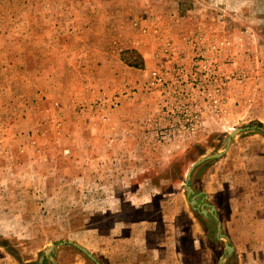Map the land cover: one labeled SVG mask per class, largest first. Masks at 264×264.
Segmentation results:
<instances>
[{
    "label": "rangeland",
    "instance_id": "rangeland-1",
    "mask_svg": "<svg viewBox=\"0 0 264 264\" xmlns=\"http://www.w3.org/2000/svg\"><path fill=\"white\" fill-rule=\"evenodd\" d=\"M263 190L264 0H0L1 264H255Z\"/></svg>",
    "mask_w": 264,
    "mask_h": 264
},
{
    "label": "crops",
    "instance_id": "crops-1",
    "mask_svg": "<svg viewBox=\"0 0 264 264\" xmlns=\"http://www.w3.org/2000/svg\"><path fill=\"white\" fill-rule=\"evenodd\" d=\"M237 200L238 203L233 213L235 223L231 225V227L237 229V234L230 229L228 234L235 235L240 239L238 242L245 244L242 249L245 258L250 259L255 264H264V190L258 192L253 191L251 193L245 192L242 195L239 194ZM112 248H100L99 253L94 251V257L97 260H100L103 264L106 263L104 262V260L99 258V255H103V259L108 258L113 261L114 257L111 258V256H113L114 254ZM150 249L155 250L156 248ZM129 250L130 252H132L133 247H130ZM158 252H160L159 249ZM126 256L127 253H125L124 251L123 255L120 256L121 260H123V263H119L120 261L118 260L120 259L117 257L115 258V261H118L116 264H130L128 263V259L125 258ZM5 259L6 258H0V264L1 260ZM130 260L132 261L133 258L131 257ZM140 264L152 263L147 258V260H142Z\"/></svg>",
    "mask_w": 264,
    "mask_h": 264
},
{
    "label": "water",
    "instance_id": "water-1",
    "mask_svg": "<svg viewBox=\"0 0 264 264\" xmlns=\"http://www.w3.org/2000/svg\"><path fill=\"white\" fill-rule=\"evenodd\" d=\"M238 131V129H235L232 131L231 135H234L236 132ZM229 142H230V139H228L227 141V146L229 145ZM222 153H216V154H213V155H210V156H207L205 157L204 159L202 160H205V159H213V158H217L221 155ZM189 179H190V173H187L186 175V183H185V187L188 191V193H192V189L190 188V186L188 185V182H189ZM195 202V199H191V203H194ZM211 209V213L212 215H214V209L213 207L210 208ZM201 213H203L204 215H206L207 211L205 208H201ZM215 218V217H214ZM219 227H220V223H217V228L219 230ZM71 244L73 245L74 247H76L78 250H80L82 253H84L91 261L94 262V264H101L100 262H98L96 260V258L91 254L89 253L86 249H84L83 247L75 244V243H72V242H68V241H63V242H60V244ZM227 248H229V246L227 245ZM53 249V245H51L49 248H48V252L45 253V256L48 257V253ZM220 262L222 263L223 262V258H220ZM53 263V262H52Z\"/></svg>",
    "mask_w": 264,
    "mask_h": 264
}]
</instances>
